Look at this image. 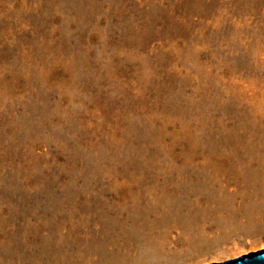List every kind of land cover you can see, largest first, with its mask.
Here are the masks:
<instances>
[{"label":"rangeland","instance_id":"rangeland-1","mask_svg":"<svg viewBox=\"0 0 264 264\" xmlns=\"http://www.w3.org/2000/svg\"><path fill=\"white\" fill-rule=\"evenodd\" d=\"M259 250L264 0H0V264Z\"/></svg>","mask_w":264,"mask_h":264},{"label":"water","instance_id":"water-1","mask_svg":"<svg viewBox=\"0 0 264 264\" xmlns=\"http://www.w3.org/2000/svg\"><path fill=\"white\" fill-rule=\"evenodd\" d=\"M209 264H264V250Z\"/></svg>","mask_w":264,"mask_h":264}]
</instances>
